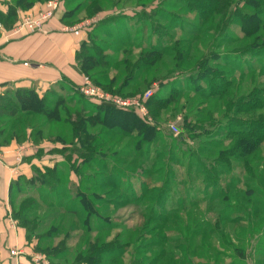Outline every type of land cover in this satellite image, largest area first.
<instances>
[{
  "label": "rangeland",
  "instance_id": "1",
  "mask_svg": "<svg viewBox=\"0 0 264 264\" xmlns=\"http://www.w3.org/2000/svg\"><path fill=\"white\" fill-rule=\"evenodd\" d=\"M50 1L54 0L41 1V7L31 14L39 16ZM97 6L102 13L94 12ZM198 12L205 18L200 20ZM61 14H66L62 22L66 34L88 30L87 18L95 17L86 40L90 50L108 62L84 71L76 59L78 81L63 75L40 96L52 112L58 110L60 119L27 112H21L18 119L25 131L36 128L42 132L31 138L38 146L36 155L51 153L57 155V162L63 161L59 169L66 190L65 195L57 193L63 202L67 197L75 199V185L81 182L79 171L90 178L89 186L87 180L80 186L102 194V201H93L103 223L93 217L88 230L78 215L42 204L37 209V218L42 221L39 232H34L29 241L26 238L22 247L8 246L6 260L17 258V264H22L23 257L26 264H35L36 254L44 255L36 247L53 248L61 242L70 251L56 260L72 264L76 253L87 250L91 243L111 247L119 242L128 252L119 258L121 264H139L137 250L145 256L144 264H264V0H61L59 11L45 25ZM27 15L20 16L18 22ZM162 28L168 34L161 53H157L159 59L138 68L141 55L151 45L159 46L152 33L159 36ZM176 46L184 49L181 60L173 51ZM80 49L81 45L76 55ZM205 68L225 74L232 84L227 94L220 96L214 89L216 97L209 95L207 83L213 77L203 72ZM85 82L108 97L95 100L83 94L79 88ZM149 91L152 97L143 101ZM8 95L17 99L14 91ZM117 98L129 100V105H116ZM156 98L164 103L155 105ZM97 105H114L132 112L155 126L158 134L136 151V131L89 122L87 129L97 149L86 154L92 160L84 165L74 150L78 143L72 124L78 112L94 116L100 110ZM252 119L261 123L254 125ZM7 120L6 115L0 118V126ZM249 126H257L262 134L253 138H260L254 157L245 163L242 158H227L218 166L210 165L219 153L242 138L241 131ZM179 136L185 137L184 141L176 139ZM191 148L196 149L193 159L185 153ZM112 154L116 166L111 164ZM150 158L153 161L149 162ZM57 162L38 168L46 175L45 167H54ZM213 168L217 171H212V178H204L202 172ZM38 174L32 169L30 176H19L10 184L11 218L19 227L13 213L25 198L39 194L31 180L23 179ZM108 175L116 183L114 188L107 182ZM149 177L152 191L146 197L164 192L154 203L156 213L152 216L142 215L131 195L136 191L140 194L141 181ZM19 178L23 189L18 191L15 183ZM96 180L103 183L101 188L94 187ZM46 191L50 202L52 193ZM32 214L30 211L31 218ZM52 225L58 234L39 241L38 235ZM12 249L18 250V255L12 256ZM159 251L162 258L156 261ZM3 261L0 257V264Z\"/></svg>",
  "mask_w": 264,
  "mask_h": 264
},
{
  "label": "trees",
  "instance_id": "2",
  "mask_svg": "<svg viewBox=\"0 0 264 264\" xmlns=\"http://www.w3.org/2000/svg\"><path fill=\"white\" fill-rule=\"evenodd\" d=\"M40 1H44V0H19L20 3H18V0H11L10 2L12 4L9 8L8 13H4L2 10H0V22L4 26H7V27H8V21H11L12 24L16 23L19 20V14H18L19 8L28 10L32 8L35 5V3L40 2ZM0 3H1V0H0ZM251 3L252 5L255 4L253 2ZM100 10L101 8L97 6L94 9V12L97 13ZM197 16L200 17V20L205 18L202 12H198ZM257 24L258 26L261 25V20H259V18H257ZM156 28H161V27L158 26ZM160 30H162V32L159 33V36L156 33H152L153 36L157 37L159 46L157 47L155 45H151L149 47L150 48L149 51L145 52L146 55L145 54L141 55L139 59L141 62L138 65H136L138 68H140V66L144 64L150 63L153 60V58L159 59V57H157V53H161V50H162L161 46H163L162 45L163 41L167 39L166 34H168V32L164 30L163 28ZM90 35L91 33H89V37ZM87 41L88 40H84L81 43V49L76 55V59L84 71L90 67H94L95 65H98V64L101 65V64H105L108 62L104 58L97 56L95 52H92L90 50V46H88ZM95 51L99 52L100 49L96 48ZM173 51L177 55L176 59L181 60L184 58L185 52L183 48L176 46L173 48ZM199 65L200 67L202 66V64H199ZM203 70L205 74L211 73L213 77L211 79V82L207 83L209 85V88L211 89V91L209 92V95H211L212 97H216L217 94H216V91H214V89L219 91L220 96L228 93V90L232 84L228 83V81L225 79V74L223 72H221L220 70L212 69V68H205ZM215 76L217 78H215ZM240 87L241 85L239 84L237 89H240ZM15 96L17 97V99L13 97H9V96H4L5 97L4 103L7 104L8 107L4 108L3 106L0 105V118H2L4 115H6L8 118L6 124H2L0 126V146L6 145L8 142H10L11 140L15 138L17 140H24L25 137L27 136L28 131L27 130L25 131L21 127V125H23L22 120L18 119L19 114L21 112H27L28 115L42 114L43 116H46V117L48 115L49 117L53 116L54 119H57V120L60 119L58 110L57 111L55 110L54 112H52L49 108H47V103L46 102L44 103V100L42 101L43 98L39 97L34 91L19 90L15 93ZM156 99L159 101L157 100L154 101L155 105H162V103H164V101H161L163 99H160V98H156ZM97 107L100 110H98L94 116H86L85 114H82L81 112L76 113L77 120L76 122H73L72 124L74 127L73 135H74V138L76 139V142L78 143L77 147L74 148V150L77 152L78 156L82 158L81 159L82 164L84 165L87 162H91L92 159L87 158V155L88 153H90V151L95 150L94 147H96L94 146V139L87 129V124L89 122L93 124L100 123V124L106 125L109 128L110 127L111 128L121 127L125 132L126 131L127 132L136 131L137 132L136 137L138 138L137 143L134 145L135 147L134 149L136 151H139L144 143L151 142L154 139V136L158 134V131L155 129V126L144 123L142 120L135 117V115L132 112L126 111L114 105L113 106L112 105H108V106L97 105ZM252 122L254 125H259V123H261L260 119H257V121H254V119H252ZM255 127L257 126H252V127L249 126L247 129H243L240 133L242 138H239L237 141H235L232 147L228 151H225L224 153L221 152L218 154V157H216L215 159L217 164H215V161L213 160V162H211L210 165L214 164L218 166V164L224 163V160H226L227 158H228V161H229V158H230V161H232V158L236 160H238L239 158H242L243 159L242 161H244L245 163L248 160V158L254 157L253 152L259 147L257 143L260 138L258 139V141H256V139L253 140V138L262 135L260 130ZM41 133H42L41 131L39 130L37 131L36 128H33L30 136L31 138L33 137L36 138V137H39ZM176 139L180 141H184L185 137L179 136V137H176ZM238 151L240 152V154H236ZM185 153L187 154L189 153L188 155L190 159H193V157L196 156L195 155L196 149L194 148L187 149ZM110 158H111L110 159L111 164H113V166H116L117 160H116L115 154H112ZM150 161H153V158H150L149 162ZM62 162L63 161L57 162L54 167H45V171L47 172L46 175L44 174V172L43 173L41 172V170L38 168L39 166H35L33 169H37L39 172L36 178L35 177L33 178L32 176L31 179H27V178L23 179L26 182H28V180H31L33 182L32 184L34 185V188L39 191L38 196H29L25 198L21 202V208L18 211H16L15 214L13 213V215H15L14 218L19 220V225L25 229L26 238L28 241L31 238V235L34 234V232H39V227L42 221L37 218V209H39V207L42 204H46L49 206L56 205L57 209L58 208L66 209L67 213L78 215L79 218L81 217L83 219V226H87L88 230L91 229L90 224H92L91 219L93 217L96 219V221H98L97 223H101V222L103 223L102 214H100L101 211L99 210V208H97L98 206L93 201L94 199L97 201H102V194L100 196V194H98L96 191L82 189V185L84 186V184L80 186L81 182L83 183V180L84 181L87 180V184L89 186L90 183L88 181L91 182V180L88 176H86L87 177L86 178L82 173H80V171H79V176H80L81 182L80 184L75 185V189H76V192L74 193L76 196L75 199L70 200L69 197H67V202H63L61 200V197L58 196L57 193L65 195V190H66L64 181L62 179L63 176L61 175V170L59 169V166L63 165ZM212 171L216 172L217 168L209 169L208 172L206 173L202 172L204 175V178H208V179L212 178V176L214 175V172ZM106 178L108 179L107 182L113 185V188H114L116 183L112 180L111 176L108 175V177ZM19 180L21 179L19 178L15 183L18 191L21 188L23 189V186L20 184L21 182ZM150 182H151L150 177H149V180L147 181H141L140 194L136 191V192H131V195L132 197H134L132 198V200L135 203V205H137V207H140L141 214L142 215L148 214L152 216L154 215V213H156L155 212L156 206L154 205V203L158 201L157 199L162 198L164 196V192L161 191L156 196L152 195V196L146 197V194H149L152 191L149 188ZM68 183L73 186L75 184L72 181ZM101 184L103 183L96 180L94 182V187L97 188V186L98 187L102 186ZM71 185H69V189L75 190L74 187H72ZM46 190H50L52 193L51 198H50L52 200H50V202H47L48 199L46 196L47 195ZM67 196H69V193ZM35 197L39 198L40 199L39 201L41 202L36 201ZM53 200H55L56 202H54ZM70 202L72 203L71 205H70ZM73 204H75V206H73ZM30 211L33 212L32 218L30 215ZM36 220L37 222H35ZM55 233L58 234V231H56L55 225H52L46 233L39 234L38 239L39 241L43 240L44 238L52 239L53 236L56 235ZM59 244L60 246H57L56 244V246L53 248H50L49 247L50 245H49L47 248L40 249L36 247V249L39 250L41 253H43L48 258V261L50 260V264H65V263H60L56 259H59V258L61 259L65 257L66 255H68L70 250L64 249V244H62L61 242ZM107 245L108 244L98 246L95 243L94 244L91 243L88 246L87 250H82L76 253L77 259L72 264H82V263L84 264H121V262L119 261V258L124 253L128 254V252H126L127 251L126 246H125V249H123L124 247L122 243H119V242H115L114 245H111V247ZM136 253H137L136 259L138 261L141 260L139 264H144L145 256H143L141 254L142 252L138 250ZM157 253L158 254L155 255L154 257L156 261L162 258L161 252L159 251Z\"/></svg>",
  "mask_w": 264,
  "mask_h": 264
},
{
  "label": "crops",
  "instance_id": "3",
  "mask_svg": "<svg viewBox=\"0 0 264 264\" xmlns=\"http://www.w3.org/2000/svg\"><path fill=\"white\" fill-rule=\"evenodd\" d=\"M10 1L1 0L0 10L8 13L12 4ZM40 2L35 3L28 10L19 8V17L36 11L41 7ZM65 15H58L57 18L47 22L44 33H15L14 28L18 21L8 27L2 24L0 27L1 106L8 107L4 103V96H9L8 93L11 91L16 93L19 90H33L40 97L51 85L57 84L63 75L78 81L74 68L76 52L81 43L87 39L90 27L96 20L95 17L87 18L89 28L85 27L88 30L84 32L66 34L62 25ZM30 134L31 131H28L26 139L15 138L6 145L0 146V257L4 258L2 264H17V258H13L11 262L6 260L9 255L7 247L15 244L22 247L26 243L25 229L19 227L11 218L9 197L11 182L19 176H30L34 166L50 165L51 161H58L57 155L51 153H45L41 157L36 155L38 146L33 142ZM20 259L22 264H26L23 257Z\"/></svg>",
  "mask_w": 264,
  "mask_h": 264
},
{
  "label": "built area",
  "instance_id": "4",
  "mask_svg": "<svg viewBox=\"0 0 264 264\" xmlns=\"http://www.w3.org/2000/svg\"><path fill=\"white\" fill-rule=\"evenodd\" d=\"M61 7V0H54V1H50L46 7V9L39 15V16H33L32 14L24 16L23 20L21 22H18V24L15 26L14 28V32L15 33H27V34H31V33H38V32H42L44 33L45 31V23L46 21L53 15L55 14V12L59 11ZM1 23H0V27H1ZM66 30V29H65ZM79 90L85 94L88 95L90 97L95 98V100H101L105 97H108V95H105L104 93H102L98 88L91 86L88 83H83L81 85V87L79 88ZM153 94L152 91L147 92L144 96H143V101L146 99H148L151 95ZM115 104L120 106V107H124L129 105V100L127 99H120L117 98L114 100ZM146 105V104H145ZM18 250L16 249H12L10 251V254L13 255H18ZM35 264H41V261L45 264H47V258L45 255H38L36 254V260Z\"/></svg>",
  "mask_w": 264,
  "mask_h": 264
}]
</instances>
